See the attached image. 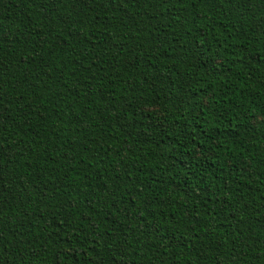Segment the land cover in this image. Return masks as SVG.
<instances>
[{
    "label": "trees",
    "instance_id": "1",
    "mask_svg": "<svg viewBox=\"0 0 264 264\" xmlns=\"http://www.w3.org/2000/svg\"><path fill=\"white\" fill-rule=\"evenodd\" d=\"M0 264H264V0H0Z\"/></svg>",
    "mask_w": 264,
    "mask_h": 264
}]
</instances>
